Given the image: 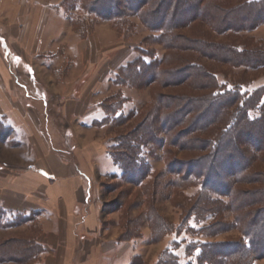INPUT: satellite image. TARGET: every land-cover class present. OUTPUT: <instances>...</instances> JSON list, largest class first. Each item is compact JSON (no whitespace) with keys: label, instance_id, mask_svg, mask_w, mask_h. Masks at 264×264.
<instances>
[{"label":"rangeland","instance_id":"1","mask_svg":"<svg viewBox=\"0 0 264 264\" xmlns=\"http://www.w3.org/2000/svg\"><path fill=\"white\" fill-rule=\"evenodd\" d=\"M94 1H99L97 8L103 13L107 8L116 10L120 6L126 7V0H0V58L3 59L2 52L7 55L5 67L11 65L19 81L18 84L14 82L11 94L18 100L26 101L27 105L32 102L27 92L30 96H35V99H41L43 114L48 119L52 107L57 109L58 104L62 114L67 117L71 116L69 114L79 117L87 112V116L78 118L79 120L73 121L70 117L64 119V122L56 120V124L65 129L69 142L76 147L81 144L84 151L87 149L85 146L94 141L99 143L100 149L108 150L111 138L138 125V121L144 116L143 112L139 117L129 119L126 127L122 128L115 129L94 122L104 118L105 104L112 102L108 98L113 93L118 97L113 102L119 101L122 95V99L127 98L122 104V111L128 115L144 105H147L144 106V111L150 110L157 94L167 98L174 95H207L212 100L213 93H221L220 90L224 87L222 85L229 84L228 87L234 88L238 96L235 103L230 105L227 117L234 112V116L240 118L241 113L247 111L241 103L249 106L252 118L260 116L264 105V66L238 65L229 56L222 62L220 58L206 55L205 50V54L200 52V45L187 52L167 50L159 37L160 32L149 29L140 16L131 15L124 19L100 18L89 11ZM137 1L131 0L130 5ZM246 1L248 0L221 2L225 6H232L245 4ZM117 3L120 6L116 7ZM160 12L163 14L165 9ZM248 13V10H241L239 16L244 19L248 17ZM30 18H34L36 26L31 27L34 29V37L26 44L23 41L27 29L24 24ZM148 20L151 21V18ZM177 32L193 40L238 47V50L264 51V24L254 29L221 34L206 23L197 21ZM154 54L158 58L168 55L170 62L175 59L174 56H182L184 66L194 62L201 64L213 75L209 88H199L193 82L184 84L185 82H181L185 77L183 73L158 77L155 83L149 84L150 76L143 78L140 70L130 65L143 55L149 60ZM169 67L170 63L164 64L161 69ZM121 70L127 78L126 83L117 85L115 82ZM9 75L8 82L13 83L12 73ZM142 78L144 83L138 84ZM216 106L217 103L208 108L204 120L214 116ZM170 110L171 107H164L163 112L168 113ZM153 125L150 133L152 137L156 136L158 143H150L147 149H143L147 154L145 161L150 172L141 182L124 179L112 159L114 166L105 176H101L98 169L94 171L99 181L94 185V200L100 223L99 232L94 237L96 241L101 240L102 247L93 255L96 259L101 258L104 264H198L199 249L192 253L197 244L243 239L240 229L235 226L237 218L233 199L223 190L220 192V188L225 184L240 190L258 187L260 183L257 182L236 183L233 174L242 166L247 168L246 175L264 173V151H252L249 165L237 155L234 166L230 155H235V134L230 135L232 142L222 143L217 156H213L210 141H207L219 138L225 127L223 123L199 133L188 134L182 130L181 142L197 136L206 140L207 144L201 141L207 145L202 149H199L201 146L183 147L174 142L172 135L157 131V122L156 127ZM5 127L6 123L0 122L1 132H5ZM44 128L48 132L49 128ZM182 128L183 126L177 130ZM260 134L259 131L250 130L243 136L250 144L260 146L262 142L256 141V138H262ZM150 140L152 139H148ZM227 147L228 153L223 155L222 149ZM197 161L203 162L207 167L202 171L200 162L194 166V172L203 174L200 182L207 180L220 194L209 189L203 191L200 182L188 180L187 164ZM88 163L92 169H96L93 162ZM214 164L218 167L215 166L216 169L211 171L209 166ZM133 173L139 175L137 171ZM205 197L213 200L210 201V206H214L219 214L216 213L217 217L208 215L204 220H199L191 215L194 207ZM7 212V218L16 222L29 220L37 213L28 211L26 214L15 215ZM214 222L222 225L202 229ZM254 264H264V258L256 259Z\"/></svg>","mask_w":264,"mask_h":264},{"label":"trees","instance_id":"2","mask_svg":"<svg viewBox=\"0 0 264 264\" xmlns=\"http://www.w3.org/2000/svg\"><path fill=\"white\" fill-rule=\"evenodd\" d=\"M112 1V0H109ZM115 1V0H114ZM117 1V0H116ZM187 1V2H186ZM138 0L136 4L130 5L131 0H126V7L120 6L113 9L112 7L105 10V14L97 8L99 1H94L89 11L92 14L97 15L105 19L111 18H127L131 15L140 16L143 23L151 30L160 32V39L165 44L164 47L168 50H181L182 52L191 51L190 48L198 47L200 45V52L209 54L210 57L217 58L225 62L226 56H229L230 60L237 62L238 65H246L252 67L264 66V51L243 49L238 50V47L231 48L228 45H219L214 42H208L206 40H193L187 38L177 31L184 27H189L192 23L202 21L208 26L212 27L216 32L221 34L228 31H245L254 29L260 24H264V0H248L245 4H236L232 6H225L222 2L227 0ZM222 1V2H221ZM119 2V1H118ZM186 6V8H185ZM165 9V12L161 14V10ZM241 10H248V17L241 19L239 16ZM151 18V21L148 18ZM147 18V19H146ZM183 19V20H182ZM205 54V53H204ZM220 57H216L217 55ZM143 55L138 59L136 63H130V67L138 68L143 76H150L149 84H153L157 81L158 77H162L171 74L179 75L183 73L185 75L181 82L189 83L193 82L199 88H209L210 82H212V74L202 67L199 63L182 64V56L175 57L172 62L169 61V56L164 55L158 58L155 54L153 57ZM225 57V59L223 58ZM170 63V67L163 68L164 64ZM176 64V65H173ZM125 68V67H124ZM122 68V69H124ZM163 70V71H162ZM133 71V70H132ZM117 85H124L126 83V77L122 70L119 73ZM211 75V76H210ZM141 79V83H144V79ZM146 81V80H145ZM148 84V85H149ZM227 84V83H225ZM229 85V84H228ZM228 85L224 86L221 93H213L214 98L210 100L207 95L198 97H190L187 95H174L167 96L157 94L154 97L153 104L150 110H143L144 106H141L139 110H134L130 114L123 113V102L127 98L113 102L117 99V94L113 93L108 100H112L111 103L105 104V116L100 121H94L96 124L107 125L115 129L126 127L129 119L139 117L142 112V119L138 121V125L131 128L129 131H123L117 133L108 147V152L113 160L114 164L122 172V177L132 182H141L150 172L149 165L145 161L147 154L143 152V149L148 148L150 143H158L156 136L152 137L150 133L155 123H158L157 131H163L166 134L172 135L174 142L188 148L189 146H197L202 149L205 146L206 140L199 137H194L187 142H181L182 130H185L188 134L199 133L207 131L212 127L215 128L218 124H224L222 133L217 139H209L210 145L213 149V156L219 153L222 143L226 144L228 141L232 142L230 135L235 134V155H230L231 163L235 166L238 156L241 159L246 160L249 165L251 162L252 151L263 152L264 151V105L261 108L260 116L258 118H252L249 113V106L245 103H241L243 108H247L245 113H241L240 118L234 116V112L230 117H227L228 109L230 105L235 103V99L238 94L234 88H229ZM221 86V87H222ZM220 94V95H218ZM216 98V99H215ZM240 100L242 101L241 97ZM213 101V102H211ZM218 104L214 110V116L211 119L204 120V114L208 108L214 104ZM107 105V106H106ZM164 107H171V110L163 112ZM193 115V116H190ZM238 115V113H237ZM157 120V121H156ZM160 126V127H159ZM182 129L177 130L182 127ZM250 130L259 131L262 136L256 138L257 142H262V145L255 146L250 144L249 141L244 140L245 134ZM249 134V133H248ZM148 139H152L148 141ZM201 141H204L202 143ZM255 141V142H256ZM162 142V140H161ZM198 149V148H195ZM227 149H222V154L228 153ZM143 155V158L141 156ZM203 160V159H202ZM200 162V161H199ZM190 162L188 170V180L195 179L200 182L201 176L199 172H194V166L199 163ZM203 162H200L203 169H207ZM247 165V166H248ZM211 166V168H210ZM209 169L215 170L218 165H210ZM247 168L244 166L238 167V170L233 174L236 183L238 182H257L260 183L258 187H254L251 190H240L233 188L230 184H225L220 188V192L226 193L227 196H231L234 202V212L236 213L235 226L240 229L243 236L242 240L227 241L222 243H204L197 244L193 250L199 249L197 254L198 264H254L256 259L264 258V173L258 172L252 175L247 174ZM137 171L139 174L136 176L133 172ZM208 179V178H207ZM192 182V181H191ZM199 184L202 185V190L209 189L212 192L220 194L219 190L211 187L207 180H202ZM230 188V189H229ZM214 189V190H213ZM203 194V192L201 193ZM210 198L205 197L201 199L199 205L194 207V211L191 216L198 217L199 220H204L205 216L210 217L219 214L212 205ZM235 204H237L235 206ZM7 210L0 207V229H6L20 225L21 223L28 221H11L6 216ZM9 213V212H7ZM218 213V214H216ZM20 215V214H19ZM17 215V216H19ZM216 219V218H215ZM222 225L220 222H214L209 226H205L202 229L205 230L211 227H217ZM44 247L41 244L36 243L30 237H16L11 239H0V263H15V264H38L40 255L43 253Z\"/></svg>","mask_w":264,"mask_h":264},{"label":"crops","instance_id":"3","mask_svg":"<svg viewBox=\"0 0 264 264\" xmlns=\"http://www.w3.org/2000/svg\"><path fill=\"white\" fill-rule=\"evenodd\" d=\"M33 20H23L26 44L34 37ZM1 56L0 122L7 127L0 131V207L15 215L37 213L20 225L0 229V239L32 238L44 247L38 264H104L93 255L102 247L101 240L94 237L100 225L94 200V185L99 181L94 171L98 169L101 176L111 171L114 165L108 150L92 141L83 151L84 147L69 142L65 129L56 124L57 119L64 122L68 117L79 120L87 112L67 117L58 104L48 119L41 99L27 92L32 100L27 105L12 95L14 82L19 81L11 65L5 67L7 55L2 52ZM11 73L13 83L8 82Z\"/></svg>","mask_w":264,"mask_h":264}]
</instances>
